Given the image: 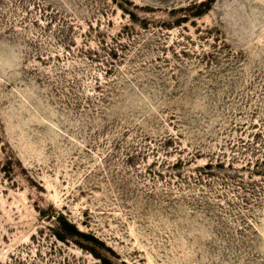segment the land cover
Instances as JSON below:
<instances>
[{
	"label": "rangeland",
	"instance_id": "374dc122",
	"mask_svg": "<svg viewBox=\"0 0 264 264\" xmlns=\"http://www.w3.org/2000/svg\"><path fill=\"white\" fill-rule=\"evenodd\" d=\"M0 264H264V0H0Z\"/></svg>",
	"mask_w": 264,
	"mask_h": 264
}]
</instances>
